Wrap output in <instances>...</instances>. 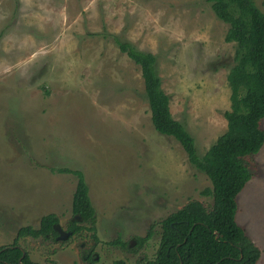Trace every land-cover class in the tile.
<instances>
[{"label": "rangeland", "instance_id": "rangeland-1", "mask_svg": "<svg viewBox=\"0 0 264 264\" xmlns=\"http://www.w3.org/2000/svg\"><path fill=\"white\" fill-rule=\"evenodd\" d=\"M227 30L206 0H0V248L51 214L68 232L76 179L61 169L83 173L95 230L19 239L36 264L152 260L160 221L190 201L209 211V180L153 129L140 69L110 36L155 56L172 118L201 157L227 129ZM246 163L237 224L264 264V146ZM118 238L127 249L110 245Z\"/></svg>", "mask_w": 264, "mask_h": 264}, {"label": "trees", "instance_id": "trees-1", "mask_svg": "<svg viewBox=\"0 0 264 264\" xmlns=\"http://www.w3.org/2000/svg\"><path fill=\"white\" fill-rule=\"evenodd\" d=\"M206 1L215 16L228 25L225 41L235 43L236 47L234 66L227 76L231 92L230 110L223 114L227 129L201 157L185 126L172 118L155 56L117 36H110L120 54L140 69L153 129L178 143L188 165L211 184V189L202 192L203 196L212 198L211 209L207 211L201 203L190 201L160 221L154 258L136 264H257L261 257L260 250L236 223L235 216L237 198L252 177L247 159L258 155L264 146V13L253 0ZM58 173L76 179L71 205L74 220L67 231L72 236L82 231L94 232L95 211L83 173L69 169ZM79 223L85 225L79 226ZM57 226L58 219L51 214L41 218L38 228H20L13 243L0 248V264H36L18 245L19 239L55 241ZM154 227L150 226L144 239L137 240L139 246L152 238ZM94 239L96 242L95 235ZM110 245L128 248L119 238ZM83 261L94 264L95 260L87 255Z\"/></svg>", "mask_w": 264, "mask_h": 264}, {"label": "water", "instance_id": "water-1", "mask_svg": "<svg viewBox=\"0 0 264 264\" xmlns=\"http://www.w3.org/2000/svg\"><path fill=\"white\" fill-rule=\"evenodd\" d=\"M78 219V218H77ZM55 230H56V232H57V234H58V237L56 238L57 240H65V239H67L68 237H69V235L71 234V233H69V232H64L60 227H55ZM217 237V236H216Z\"/></svg>", "mask_w": 264, "mask_h": 264}, {"label": "crops", "instance_id": "crops-1", "mask_svg": "<svg viewBox=\"0 0 264 264\" xmlns=\"http://www.w3.org/2000/svg\"><path fill=\"white\" fill-rule=\"evenodd\" d=\"M241 194V193H240ZM239 194V195H240ZM238 199H239V196H238V198H237V212H236V216H235V220H236V223H237V214H238ZM253 242H254V240H253ZM256 245V244H255Z\"/></svg>", "mask_w": 264, "mask_h": 264}]
</instances>
